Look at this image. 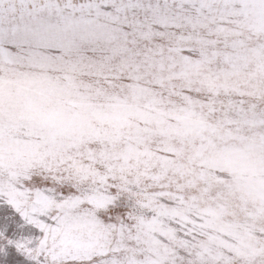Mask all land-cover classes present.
Masks as SVG:
<instances>
[{
	"label": "snow or ice",
	"instance_id": "obj_1",
	"mask_svg": "<svg viewBox=\"0 0 264 264\" xmlns=\"http://www.w3.org/2000/svg\"><path fill=\"white\" fill-rule=\"evenodd\" d=\"M0 264H264V0H0Z\"/></svg>",
	"mask_w": 264,
	"mask_h": 264
}]
</instances>
